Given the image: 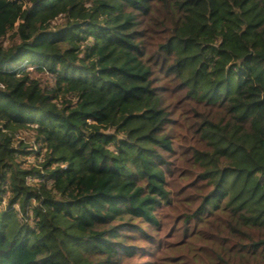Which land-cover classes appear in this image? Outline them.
Wrapping results in <instances>:
<instances>
[{"label": "trees", "instance_id": "1", "mask_svg": "<svg viewBox=\"0 0 264 264\" xmlns=\"http://www.w3.org/2000/svg\"><path fill=\"white\" fill-rule=\"evenodd\" d=\"M166 209L198 264H264V0H0V264H122Z\"/></svg>", "mask_w": 264, "mask_h": 264}, {"label": "rangeland", "instance_id": "2", "mask_svg": "<svg viewBox=\"0 0 264 264\" xmlns=\"http://www.w3.org/2000/svg\"><path fill=\"white\" fill-rule=\"evenodd\" d=\"M58 20L56 23H62ZM155 38V37H154ZM35 78L42 80H48L47 75H40L34 73ZM162 85H164L162 83ZM169 98V96H168ZM171 106V119L172 135L174 140L175 152L180 154L182 150H188L191 147V143L187 142L194 136L196 129V121L192 116V112L187 108H184L183 101L180 96L169 99ZM31 133L26 132L21 134L22 137H30ZM45 158L44 152L39 156L29 155L27 156L28 164L40 168V164L43 163ZM171 164L175 166L176 171H187L191 173V169L188 166V162L179 160L180 157L169 156ZM190 157H186L187 161ZM28 181L37 183L38 178H29ZM175 190L179 191L184 189V181H175ZM192 193L189 192L187 196L192 197ZM186 197V196H185ZM185 197L183 199H185ZM180 203L177 208L179 211L183 209H194L198 205V201L191 202L190 204L184 203L179 198ZM177 212L173 210H164L162 214H159V229L150 230L149 228L144 230V236L133 234L131 239V246L136 249L137 255L134 258L124 259L122 264H198L192 260V253H207V245L202 240H195L190 245H181L182 238V226L183 223L178 222L176 219ZM205 238H208V233L203 231ZM200 250V251H199Z\"/></svg>", "mask_w": 264, "mask_h": 264}]
</instances>
